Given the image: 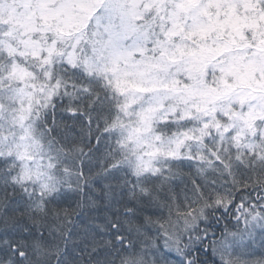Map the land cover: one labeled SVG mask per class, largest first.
Masks as SVG:
<instances>
[{
  "label": "snow or ice",
  "instance_id": "6c2138e0",
  "mask_svg": "<svg viewBox=\"0 0 264 264\" xmlns=\"http://www.w3.org/2000/svg\"><path fill=\"white\" fill-rule=\"evenodd\" d=\"M0 264H264V0H0Z\"/></svg>",
  "mask_w": 264,
  "mask_h": 264
}]
</instances>
